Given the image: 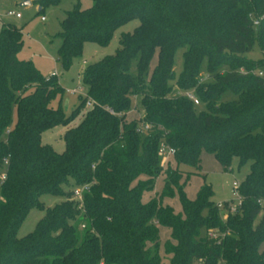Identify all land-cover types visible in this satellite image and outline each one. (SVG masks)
I'll return each instance as SVG.
<instances>
[{
    "label": "trees",
    "instance_id": "1",
    "mask_svg": "<svg viewBox=\"0 0 264 264\" xmlns=\"http://www.w3.org/2000/svg\"><path fill=\"white\" fill-rule=\"evenodd\" d=\"M91 1L85 8L75 3L60 21L57 54L65 68L85 43L106 45L116 28L133 19L139 24L121 34L113 54L86 65V96L78 95L69 114L57 75L44 76L17 57L21 28H1L0 264H163L160 226L169 229L163 246L169 264H264V204L258 202L264 200V0ZM60 2L38 0L37 13ZM255 43L258 60L245 55ZM179 48L182 69L175 76ZM203 60L207 81L199 71ZM192 89L201 110L177 93ZM227 92L234 98L223 100ZM87 97L95 104L85 110ZM137 100L140 115L130 119ZM141 121L151 124L149 131L137 130ZM58 125L67 127L62 152L41 141ZM161 142L175 150L163 164ZM201 150L225 170L235 157L250 163L239 182L238 210L224 218L210 185H201L194 199L184 191ZM161 173V192L144 201ZM85 184L80 205L73 191ZM175 192L179 212L162 203ZM43 194L63 199L45 207ZM223 204L227 209L229 202ZM33 207L45 214L17 237ZM210 228L216 237L200 235Z\"/></svg>",
    "mask_w": 264,
    "mask_h": 264
},
{
    "label": "rangeland",
    "instance_id": "2",
    "mask_svg": "<svg viewBox=\"0 0 264 264\" xmlns=\"http://www.w3.org/2000/svg\"><path fill=\"white\" fill-rule=\"evenodd\" d=\"M24 1L25 0H0V31L6 24L15 25L21 28L23 44L17 53V57L31 61L44 76H50L53 73L57 75V80L64 88L61 105L63 111L66 114H69L78 104L79 100L77 94L68 93L66 92V89L82 85V71L86 65L94 63L106 55L113 54L119 47V38L121 34L132 32L139 24V21L137 19H133L116 28L106 45H99L93 42L85 43L81 54L73 58L70 66L65 68L62 66L57 54V49L61 42L60 38L56 36L61 29L60 21L65 16V12L71 9L75 3L79 2L80 6L85 8L90 6L92 1L61 0L58 5L46 7L40 14L37 13L39 7L37 4L38 0H30V4H24ZM9 11L19 12L21 17L18 18L15 15H9ZM42 16L45 20L41 19ZM245 55L253 60H258L262 57L256 43L253 46V49ZM155 61L156 58L153 59L152 63H155ZM230 67V65H223L221 70L228 69ZM173 69L175 76H178L182 69L181 48L175 51ZM199 71L202 76V80L207 81L206 60H203ZM260 71L264 73V66L261 67ZM233 98L234 95L227 92L224 94L222 99L227 101ZM53 104L57 105V100L53 101ZM195 107L197 111L203 109L202 104L196 105ZM86 109H88V107L85 106V110ZM127 115L130 119L139 117L140 110L138 100L137 108L131 110ZM13 119H15V112H13ZM74 122H77V120ZM66 128V126L58 125L45 130L41 134V141L43 143L50 144L57 152H62L64 150L63 134ZM199 159L197 173L190 175L184 187V191L188 198L194 199L201 185H210L212 189L211 200L215 204L219 205L220 215L224 218L229 212L225 210L223 203H237L238 199L233 194V182H241L244 179L246 174L249 172L250 163L247 162L240 164L238 159L235 157L233 158L230 166L225 170L220 162L212 154L205 150H201ZM171 165L172 167L176 166L174 162H171ZM179 168L186 171H196L195 168L185 164H180ZM164 177V173H161L155 179L153 190L144 193V201H148L150 198L155 196L156 193L161 192L164 184ZM183 179H185V175L182 176L181 181H183ZM62 199V196H55L51 194H43L39 198L45 207L53 206ZM162 203L163 205L171 206L175 212L181 211V203L177 192H175L172 197H163ZM44 214V209L36 207L31 208L17 229V237H22L33 231L37 221ZM258 219L259 217L257 220ZM216 233H218L217 229L210 228L206 230L203 229L200 232V235L210 236L211 234ZM169 237V229L167 227L160 226L159 242L161 246L160 253L162 254L163 264H169L170 256L164 255L163 251L164 242ZM262 251H264V241L259 245V252Z\"/></svg>",
    "mask_w": 264,
    "mask_h": 264
},
{
    "label": "built area",
    "instance_id": "3",
    "mask_svg": "<svg viewBox=\"0 0 264 264\" xmlns=\"http://www.w3.org/2000/svg\"><path fill=\"white\" fill-rule=\"evenodd\" d=\"M9 15H15L16 17H20L21 14L19 12H13V11H9L8 12ZM42 20H45V18L42 16L41 17ZM255 24L258 23V21H254ZM261 74V72H259ZM55 74V73H53ZM66 92L68 93H71V94H81L83 96H86V90L84 88L83 85H80V86H76V87H71V88H68L66 89ZM178 94H182L184 95L185 97H187L188 99H190L191 101H193V103L196 105V104H199V100L197 98V96L195 95L194 93V90H186V91H177ZM95 104V102L90 99L89 97H87L86 99V107L88 108H91L93 105ZM137 108V102L135 101L134 103V109ZM109 111L114 114V112L109 109ZM151 128V124L148 123V122H144V121H141L137 130L141 133H144V132H147L149 131ZM175 152L174 148H172L171 146H169L167 143L165 142H161L160 145H159V148H158V155L161 159V163L163 164V162L167 159L168 156L170 155H173ZM4 164L6 165L7 164V159L5 158L4 159ZM1 178L4 179L5 178V173H3L1 175ZM233 186H234V191H233V194L237 197L238 201L236 204H233V203H229L228 205V208L225 210H227L228 212H236L238 210V207L241 203V197H240V194L238 192V186H239V182L238 181H234L233 182ZM89 188V184H85V185H82L80 187H77L74 189L73 191V196L74 198H76L79 202H80V205H82V193L83 191L87 190ZM259 204H264V200H261L259 199L258 200ZM219 207V205H218ZM84 225H81V227H83ZM218 235V233H216ZM216 234H211L210 236L211 237H216L217 235Z\"/></svg>",
    "mask_w": 264,
    "mask_h": 264
},
{
    "label": "water",
    "instance_id": "4",
    "mask_svg": "<svg viewBox=\"0 0 264 264\" xmlns=\"http://www.w3.org/2000/svg\"><path fill=\"white\" fill-rule=\"evenodd\" d=\"M31 2H30V0H25L24 1V4H30Z\"/></svg>",
    "mask_w": 264,
    "mask_h": 264
},
{
    "label": "crops",
    "instance_id": "5",
    "mask_svg": "<svg viewBox=\"0 0 264 264\" xmlns=\"http://www.w3.org/2000/svg\"><path fill=\"white\" fill-rule=\"evenodd\" d=\"M21 17V16H20ZM19 18V17H18ZM135 111V110H134Z\"/></svg>",
    "mask_w": 264,
    "mask_h": 264
}]
</instances>
